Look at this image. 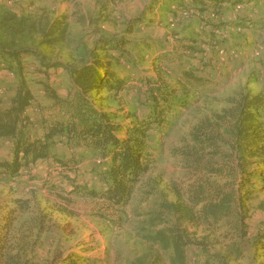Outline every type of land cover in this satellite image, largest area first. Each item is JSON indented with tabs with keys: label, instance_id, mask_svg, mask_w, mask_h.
I'll return each instance as SVG.
<instances>
[{
	"label": "rangeland",
	"instance_id": "rangeland-1",
	"mask_svg": "<svg viewBox=\"0 0 264 264\" xmlns=\"http://www.w3.org/2000/svg\"><path fill=\"white\" fill-rule=\"evenodd\" d=\"M19 22L22 31L16 30ZM53 24L66 27V33L60 41L48 42L59 36L58 32L46 35ZM122 40H127L123 42L126 48L116 47ZM0 43L30 50L22 58L28 64V82L38 101L43 98L40 78L50 79L65 94L69 68L93 61L96 55L120 61L121 72L134 80L143 75L181 87L179 76L186 70L209 78L207 85L192 90L190 98L195 102L175 121L169 136L148 133L151 144L164 142V152L155 156L126 206L67 193L71 180L94 190H104L106 182L99 174L105 168L99 152L64 141H58L53 149L74 159L72 171L63 174L62 170L69 169L56 167L52 160L38 161L30 173L23 171L10 182L0 181V221L17 206L16 199L28 200L29 209L16 213V226L25 232L36 224V251L42 263L51 264L71 254L88 257L87 264H129L143 253H161L166 258L154 236L161 228L181 224L191 239L205 243L189 246V264H215L216 256L228 264H264V250L257 243L264 230V211L259 208L264 186L260 182L255 186L258 191L247 200L246 222H239L246 224L247 233L234 224L217 230L195 226L161 207L166 202H185L189 186L199 177L193 174L189 156L182 152L197 151L212 163L217 160L216 149L231 155L233 119L229 113L235 111L242 96L264 94V0H0ZM149 43L152 45L147 46ZM159 56L164 58L154 62ZM43 60L63 65L53 66L45 74ZM16 83L14 69L0 68V87L5 88L7 97ZM95 96L99 106L122 114L142 116L149 110L144 104L146 95L137 87L118 94L101 90ZM41 103L28 110L37 121L38 132L42 131L40 119L49 112L41 109ZM117 121L133 122L125 116ZM260 121L264 125V113ZM201 124L212 127L207 131L218 136L217 147L203 150L204 145L193 140V132ZM12 149L13 141L5 140L0 155L11 157ZM99 158L102 161L98 163ZM205 177L214 182L229 180ZM49 185L56 188L50 190ZM161 220L164 223L160 224ZM235 243L245 250L240 257L230 250Z\"/></svg>",
	"mask_w": 264,
	"mask_h": 264
},
{
	"label": "trees",
	"instance_id": "trees-1",
	"mask_svg": "<svg viewBox=\"0 0 264 264\" xmlns=\"http://www.w3.org/2000/svg\"><path fill=\"white\" fill-rule=\"evenodd\" d=\"M17 25L16 30L22 31L20 22ZM55 32L59 36L48 39V42L63 39L66 27L53 24L46 35ZM126 41H118L116 47L126 48ZM151 45L149 43L147 46ZM28 52L30 50L26 48L18 49L0 43V68L8 66L14 69L17 82L9 97L0 96V144L3 140L13 141L12 156L0 155V181L10 182L21 176L23 171L30 173L32 165L38 161L52 160L56 167L69 169L62 170L63 174L72 171L74 159L64 158L53 149L58 141H64L76 148L99 152L105 165L99 174L106 182L104 190H94L71 180L72 188L67 193L100 197L120 207L130 203L136 184L150 170L155 156L164 152V142L160 141V146L151 144L148 133L157 131L169 136L175 121L195 102L190 98L192 90L204 87L209 82V78L192 70H186L179 76L181 87H171L143 75L134 80L131 75L121 72L120 61L100 59L96 55L93 61L69 68V84L65 94L50 79L40 78L38 82L42 86L43 98L38 101L28 82V64L22 58ZM164 56L157 57L154 62L161 61ZM42 64L45 74L51 67L63 65L61 62L47 64L44 60ZM136 87L146 95L144 104L149 107L142 116L130 112L122 114L97 104L95 95L101 90L118 94ZM39 102H43L41 109L49 111L39 121L41 132L35 129L37 121L28 113L29 108ZM263 113L264 94L242 96L235 111L229 113L233 119L230 127L233 136L231 155L221 154L216 149L214 158L217 160L212 163L197 151L182 152L189 156L195 167L193 174L199 177L189 186L185 202L163 203V210L178 214L181 220L195 226L203 225L217 230L226 224H234L242 233H247L246 224L240 225L239 222H246L247 200L258 191L256 183L264 186V125L260 124ZM123 116L131 118L133 122H118ZM208 128L212 129L209 124H201L193 132V140L204 145L203 150L219 145L218 136L209 134ZM207 175L229 180L214 182L205 177ZM55 188V185H49L50 190ZM15 202L17 206L10 208L0 221V264H44L36 251L39 244V233L35 234L34 230L36 224L33 227L31 224L25 232L16 226L17 211H27L30 203L23 199H16ZM259 208L264 211V201L259 203ZM186 232L181 224L159 229L154 240L166 252V258L161 253H143L129 264H189V246H203L205 243L194 241ZM257 241L264 250V230ZM230 250L236 257L245 251L242 244L236 243L230 246ZM214 258L217 259L215 264H228L219 256ZM89 261L81 254H71L56 258L51 264H87Z\"/></svg>",
	"mask_w": 264,
	"mask_h": 264
},
{
	"label": "built area",
	"instance_id": "built-area-1",
	"mask_svg": "<svg viewBox=\"0 0 264 264\" xmlns=\"http://www.w3.org/2000/svg\"><path fill=\"white\" fill-rule=\"evenodd\" d=\"M8 74H9V76L14 77V72L9 71ZM5 93H6L5 88H4V87H0V96H4ZM5 96H6V95H5ZM9 141L12 142V140H6V142H8V143H9ZM100 161H102L101 158L97 159V162H98V163H99Z\"/></svg>",
	"mask_w": 264,
	"mask_h": 264
},
{
	"label": "crops",
	"instance_id": "crops-1",
	"mask_svg": "<svg viewBox=\"0 0 264 264\" xmlns=\"http://www.w3.org/2000/svg\"><path fill=\"white\" fill-rule=\"evenodd\" d=\"M3 141H5V140H3Z\"/></svg>",
	"mask_w": 264,
	"mask_h": 264
}]
</instances>
